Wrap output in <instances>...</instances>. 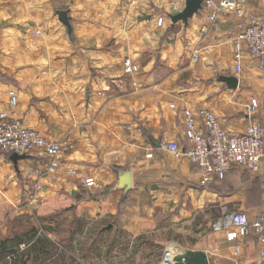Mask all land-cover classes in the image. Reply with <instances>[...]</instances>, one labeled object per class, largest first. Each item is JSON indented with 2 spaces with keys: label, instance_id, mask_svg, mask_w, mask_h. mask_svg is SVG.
Segmentation results:
<instances>
[{
  "label": "crops",
  "instance_id": "crops-1",
  "mask_svg": "<svg viewBox=\"0 0 264 264\" xmlns=\"http://www.w3.org/2000/svg\"><path fill=\"white\" fill-rule=\"evenodd\" d=\"M185 1L0 0V111L73 144L55 172L40 176V151L17 164L0 156V264H158L159 249L167 264L182 250L203 251L210 264H260L253 233L236 257L224 230L237 211L251 219L264 211V160L259 172L236 166L202 187L189 159L163 144L189 146L184 107L214 111L235 133L252 119L264 124V71L244 54L236 73L233 59L234 35L264 13V0H238L215 22L203 4L174 23ZM126 57L140 67L136 86ZM223 76H236L238 86L229 88ZM10 91L18 97L13 108ZM198 127L204 130L201 121ZM126 169L127 194L116 189ZM115 239L126 248L119 257L108 249Z\"/></svg>",
  "mask_w": 264,
  "mask_h": 264
},
{
  "label": "built area",
  "instance_id": "built-area-1",
  "mask_svg": "<svg viewBox=\"0 0 264 264\" xmlns=\"http://www.w3.org/2000/svg\"><path fill=\"white\" fill-rule=\"evenodd\" d=\"M203 4L210 22H215L221 14L238 8V0H219L218 4H215V0H204ZM162 22L163 18L160 17L157 23L161 25ZM202 33L207 34L208 29H203ZM233 49L236 73L242 69L244 54H249L253 59V69L264 71V13L259 17L252 16L250 22L240 28L233 37ZM198 58V52L194 53L193 59L197 61ZM124 71L133 77L132 85L136 86L134 78L140 67L131 58L126 57ZM17 103V95L10 91V107H15ZM257 106L256 101L247 106L246 112L249 117L255 113ZM181 112L184 116L189 146L182 148L176 142H164L163 145L173 155H184L189 159L199 174L202 187L222 181L236 166L252 172L260 171V164L264 160V124L252 119L244 132L235 133L227 130L212 110L200 108L193 111L189 107H184ZM200 121L204 126L203 131L198 127ZM72 148L73 144L68 137L49 140L40 132L25 126L16 118L14 112L0 111V156L27 155L40 151L46 156V161L40 169L35 170L37 176L55 172L59 168V158ZM262 179L264 182V176ZM85 184L93 185V178L85 179ZM39 188L37 184L36 190ZM224 232L229 239L235 241L233 253L236 257L241 254V239L253 233L259 244L258 262L264 264V211L254 219L243 211H237ZM20 247L24 249L26 244H21ZM158 264L167 262L163 260Z\"/></svg>",
  "mask_w": 264,
  "mask_h": 264
},
{
  "label": "water",
  "instance_id": "water-1",
  "mask_svg": "<svg viewBox=\"0 0 264 264\" xmlns=\"http://www.w3.org/2000/svg\"><path fill=\"white\" fill-rule=\"evenodd\" d=\"M204 0H186L185 7L177 14L171 16L174 23L178 21L187 22L192 18L203 5ZM59 20L67 26L70 30V22L68 17V12L65 10H60L57 12ZM221 80L227 82L229 88H236L238 86L239 80L236 76H223ZM26 155L12 154L10 159L17 164L20 159H24ZM116 189L123 191L127 194L132 189V172L130 169H126L121 172L116 184ZM174 264H210L207 256L203 251H186L182 250L179 254L174 257Z\"/></svg>",
  "mask_w": 264,
  "mask_h": 264
},
{
  "label": "rangeland",
  "instance_id": "rangeland-1",
  "mask_svg": "<svg viewBox=\"0 0 264 264\" xmlns=\"http://www.w3.org/2000/svg\"><path fill=\"white\" fill-rule=\"evenodd\" d=\"M173 10H175V11H177V10H180L179 9V7H178V5H176V6H173ZM22 121V120H21ZM23 122V121H22ZM24 123V122H23ZM25 125V124H24ZM25 126H27V125H25ZM36 184V183H35ZM37 185V184H36ZM35 185V186H36ZM115 240H117V239H115ZM114 242H116V244L115 245H113V246H110V247H108V249H109V251H113V252H115V255L116 256H118V253H124V251H125V247L123 246V244H121V242H122V240H117V241H114ZM27 248H28V246L27 247H25L24 249H21V247H20V250H27ZM27 253V252H26ZM158 255H159V261H162V257H163V250L162 249H159V251H158ZM120 255V254H119ZM119 257V256H118ZM121 258V257H120ZM123 258H121V261H117V262H115V264H124L123 263V260H122ZM31 261V262H30ZM103 262H101V261H99V264H102ZM28 264H43V261L41 260V258H38V259H36V261L34 262V261H32V260H30L29 259V263ZM83 264H91V263H89V262H84Z\"/></svg>",
  "mask_w": 264,
  "mask_h": 264
}]
</instances>
